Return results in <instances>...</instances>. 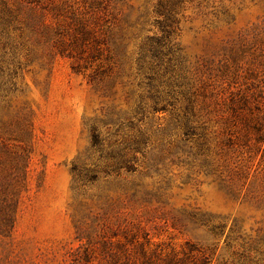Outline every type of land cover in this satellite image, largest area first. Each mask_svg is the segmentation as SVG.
Listing matches in <instances>:
<instances>
[{
  "label": "rangeland",
  "instance_id": "374dc122",
  "mask_svg": "<svg viewBox=\"0 0 264 264\" xmlns=\"http://www.w3.org/2000/svg\"><path fill=\"white\" fill-rule=\"evenodd\" d=\"M0 264H264V0H0Z\"/></svg>",
  "mask_w": 264,
  "mask_h": 264
}]
</instances>
